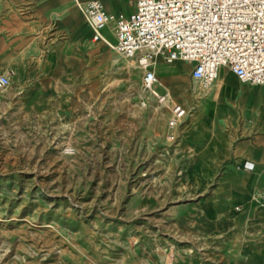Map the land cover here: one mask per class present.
Listing matches in <instances>:
<instances>
[{"label":"rangeland","instance_id":"374dc122","mask_svg":"<svg viewBox=\"0 0 264 264\" xmlns=\"http://www.w3.org/2000/svg\"><path fill=\"white\" fill-rule=\"evenodd\" d=\"M85 1L0 0V264H264V192L222 184L250 125L264 133L260 85L223 67L194 105L189 64L157 56L164 107L112 61L111 29L92 40Z\"/></svg>","mask_w":264,"mask_h":264},{"label":"built area","instance_id":"2783aa9c","mask_svg":"<svg viewBox=\"0 0 264 264\" xmlns=\"http://www.w3.org/2000/svg\"><path fill=\"white\" fill-rule=\"evenodd\" d=\"M80 7L92 27V40L99 41L110 27L114 47L135 60L143 88L160 102L169 95L155 70L157 56L166 63L182 59L190 64L194 105L223 67L241 82L264 83V0H135L130 14L109 12L100 0H87ZM8 83V76L1 74L0 86ZM170 111V126L188 113L176 102ZM244 166L252 169L254 163L245 161Z\"/></svg>","mask_w":264,"mask_h":264},{"label":"crops","instance_id":"0c3cea01","mask_svg":"<svg viewBox=\"0 0 264 264\" xmlns=\"http://www.w3.org/2000/svg\"><path fill=\"white\" fill-rule=\"evenodd\" d=\"M100 1L103 3L104 8L109 12H123L125 14H130L134 10L135 0L131 1V5H132L131 8L127 6L125 7V5H123L119 0H100ZM107 28L111 29L110 27H107ZM189 67H190V64H189ZM188 75H189V72H188ZM235 78L241 84H250V83L241 82L237 77ZM189 82H190V76H189ZM215 83H216V80L214 81L211 89L214 88ZM250 91H254L256 93H259L261 91L264 92V85H262V87L260 85V89L258 91H255L253 87L251 89H248V92ZM250 95L257 96V94L255 93L254 94L251 93ZM260 123H261V116H259V125ZM253 128H254V125L252 126L250 125V131L244 134V138L241 139L242 141L240 145L242 148H241V153L238 154L239 158L228 163L226 174L222 176V184L223 185L225 184L227 186V189L223 193L227 195V197L229 198H232V194H233L232 191H235L237 194L236 198L241 199V200L245 198H249L251 194H255L256 190L260 192H264V133L255 134L256 131L259 130V129H256L255 132L252 134L251 131ZM261 132H264V131L262 130ZM206 143L204 145H206ZM241 160H242V164H241L242 167L246 169L247 171H243L240 168H238ZM245 161L253 162L254 167L252 169H247L244 166Z\"/></svg>","mask_w":264,"mask_h":264},{"label":"bare ground","instance_id":"6f19581e","mask_svg":"<svg viewBox=\"0 0 264 264\" xmlns=\"http://www.w3.org/2000/svg\"><path fill=\"white\" fill-rule=\"evenodd\" d=\"M89 22V21H88ZM91 26V25H90ZM91 29H92V27H91ZM103 34V33H102ZM109 35V34H108ZM110 36V35H109ZM106 37V36H105ZM103 40V35H102V37H101V39L99 40V41H102ZM115 46V45H114ZM113 46V48H115ZM115 50L117 51V49L115 48ZM118 52V51H117ZM118 53H120V52H118ZM121 54V53H120ZM120 54H116V55H113L112 57H111V59H112V61L113 62H116V63H118V64H120V62L124 65V66H126V67H129V66H131V65H134V62H135V60L134 59H132V58H129V57H125L124 55H120ZM177 60H179V61H184V60H182V59H176L175 61H177ZM186 62V61H185ZM153 63H156V60H153ZM220 71H221V69H220ZM220 71H219V73H218V76L216 77V79L219 77V75H220ZM231 72V71H230ZM232 73V72H231ZM233 74V73H232ZM180 75V73H179V70L178 69H173V70H171V73L169 74V76H172V77H178ZM234 75V74H233ZM235 76V75H234ZM236 77V76H235ZM215 79V80H216ZM221 81H222V84L223 85H225V86H227L228 85V80L226 79V78H223V79H221ZM264 84V83H263ZM259 85V84H258ZM261 85V84H260ZM185 90H186V88H187V85H185L184 87H183ZM144 91V90H143ZM150 92V91H149ZM149 92H147V91H144V93L145 94H150ZM168 95H169V99H167V100H165L164 102H162L163 103V106L164 107H167V106H169L170 105V102L171 101H174L173 100V97L171 96V94H170V92L168 91ZM146 96V95H145ZM207 101V100H206ZM209 102V101H208ZM210 103H212V102H210ZM180 104V103H179ZM187 104V103H186ZM181 105V104H180ZM182 106V105H181ZM210 106V105H209ZM171 107V106H170ZM183 107V106H182ZM169 108V107H168ZM185 110H186V108L185 107H183ZM208 108V107H207ZM214 109H215V106L213 107ZM155 109L156 110H159V108L156 106L155 107ZM170 109V108H169ZM203 111H205V105H202V106H199V108H198V110H196V113L198 112V113H200V112H203ZM211 111V110H210ZM210 114V113H209ZM197 115V114H196ZM209 117H210V115H208ZM205 119V118H204ZM205 122H201V125H202V128L204 129L205 127L204 126H206L205 124H204ZM210 123H211V126L214 128V118L212 117L211 118V121H210ZM207 124V123H206ZM195 125V124H194ZM208 126V125H207ZM211 128V127H210ZM213 128H211V130H213ZM200 129V128H199ZM202 130V129H201ZM207 130H205V132H206ZM205 132H204V134H205ZM194 135H195V133H194ZM198 135V134H197ZM196 135V136H197ZM206 135V134H205ZM211 135H213V132H211ZM203 137V136H202ZM209 138V137H208ZM187 140V139H186ZM208 141V140H207ZM197 142V141H196ZM201 142V141H200ZM201 145V144H200ZM184 146H186V145H184ZM200 147H203V146H200ZM182 148V147H181ZM197 150V149H196ZM191 152V151H190ZM195 152V151H194ZM192 159V157H190V156H188L187 158H185L184 159V163L186 164V163H188L190 160Z\"/></svg>","mask_w":264,"mask_h":264}]
</instances>
